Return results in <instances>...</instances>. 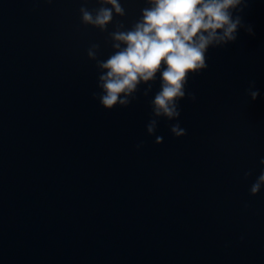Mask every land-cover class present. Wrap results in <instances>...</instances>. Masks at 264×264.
<instances>
[{
	"label": "water",
	"instance_id": "obj_1",
	"mask_svg": "<svg viewBox=\"0 0 264 264\" xmlns=\"http://www.w3.org/2000/svg\"><path fill=\"white\" fill-rule=\"evenodd\" d=\"M121 3L114 23L130 28L147 5ZM99 6L0 0V264H264V188L250 192L264 171V0L244 13L254 35L190 75L179 138L175 120L147 133L159 74L127 108L93 97L88 49H113L80 8Z\"/></svg>",
	"mask_w": 264,
	"mask_h": 264
},
{
	"label": "clouds",
	"instance_id": "obj_2",
	"mask_svg": "<svg viewBox=\"0 0 264 264\" xmlns=\"http://www.w3.org/2000/svg\"><path fill=\"white\" fill-rule=\"evenodd\" d=\"M51 2V0H49ZM99 7L80 8L81 22L108 33L113 49L106 59H100L101 45L93 43L87 52L96 62L97 87L93 97L103 108L112 110L118 105L127 108L137 99L141 86L145 97L153 90L159 74L160 89L151 100L152 118L146 125L147 133L155 135L161 119L177 121L170 131L177 137L187 134L179 121V102L186 97L193 102L195 93L186 89L190 75L207 70V53L210 48H224L235 43L243 29L254 35L253 26L245 23L244 13L251 0H145L141 17L127 27L115 22L116 16H126L121 0H97ZM110 6V7H109ZM109 25L113 30L109 31ZM247 94L255 101L260 92L255 80L249 81ZM164 138L156 136L155 143ZM142 144L137 145V148ZM260 163L264 165V159ZM252 175L245 173V178ZM264 188V171L251 185L253 196Z\"/></svg>",
	"mask_w": 264,
	"mask_h": 264
}]
</instances>
